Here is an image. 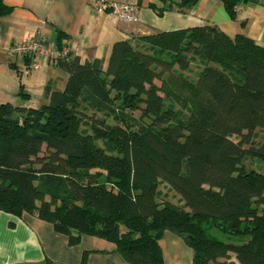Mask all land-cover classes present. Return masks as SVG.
I'll list each match as a JSON object with an SVG mask.
<instances>
[{
	"label": "trees",
	"instance_id": "trees-1",
	"mask_svg": "<svg viewBox=\"0 0 264 264\" xmlns=\"http://www.w3.org/2000/svg\"><path fill=\"white\" fill-rule=\"evenodd\" d=\"M156 1L161 16L199 0ZM240 1L221 0L230 18ZM10 11L0 0V21ZM56 65L65 87L40 107L0 105L1 212L70 246L109 242L127 264H164L165 232L191 237L192 264H264V171L246 165L264 163L263 47L205 25L117 41L105 69L70 53Z\"/></svg>",
	"mask_w": 264,
	"mask_h": 264
},
{
	"label": "crops",
	"instance_id": "crops-1",
	"mask_svg": "<svg viewBox=\"0 0 264 264\" xmlns=\"http://www.w3.org/2000/svg\"><path fill=\"white\" fill-rule=\"evenodd\" d=\"M111 1L134 6L138 22L114 21L109 13L91 9L87 0H2L11 11L0 21V105L36 109L43 103L46 86L53 91L64 89L67 75L55 63L37 57L20 61L8 57L13 46L37 40L41 34L53 49L65 47L81 63L101 60L104 69L117 41L205 25L217 27L232 39L241 34L264 48L262 5L241 0L234 7L235 17L230 18L221 0H199L186 12L169 10L161 16L156 10L162 5L156 0L140 4L137 0ZM32 62L37 69L30 68ZM21 91L27 98L19 96ZM79 240L70 246L67 236L36 216L19 218L0 211V264H127L115 245L83 235ZM159 247L164 264L193 262V250L171 232L163 234Z\"/></svg>",
	"mask_w": 264,
	"mask_h": 264
},
{
	"label": "built area",
	"instance_id": "built-area-1",
	"mask_svg": "<svg viewBox=\"0 0 264 264\" xmlns=\"http://www.w3.org/2000/svg\"><path fill=\"white\" fill-rule=\"evenodd\" d=\"M256 5L264 6V0H243ZM91 9L97 12L109 13L114 21L122 23L134 24L138 22V17L135 12V7L127 4L119 5L111 0H87ZM70 53L67 48H59L57 50L49 46L44 36L41 34L37 40L28 43H18L8 51V57L11 60H22L25 58H42L49 62L57 63L65 58ZM31 69H37V63L30 64Z\"/></svg>",
	"mask_w": 264,
	"mask_h": 264
},
{
	"label": "rangeland",
	"instance_id": "rangeland-1",
	"mask_svg": "<svg viewBox=\"0 0 264 264\" xmlns=\"http://www.w3.org/2000/svg\"><path fill=\"white\" fill-rule=\"evenodd\" d=\"M199 69H200L199 66L194 64V65H191L190 71L186 72V74L185 73L184 74L186 76L190 77L191 79H194L196 77V74H197ZM90 113L91 112H88L89 117L91 116ZM133 115L137 117L138 113L135 112V113H133ZM108 122L110 124L113 123L110 119L108 120ZM263 139H264V130L263 131H257L256 137L253 139V143L257 146L258 144H260L263 141ZM232 140L237 142L239 139L237 137L233 136ZM246 165L248 166V168L254 169L255 171H258V172L264 171V163L261 160L248 158L246 160ZM158 189L162 195H165L164 200H166V201H168L174 205H179V206L182 205V202L180 201L179 196L176 195L173 191H171L168 186L160 185ZM161 198H159V200ZM216 235L220 238V235H218V234H216ZM231 257L233 258V256H231Z\"/></svg>",
	"mask_w": 264,
	"mask_h": 264
},
{
	"label": "water",
	"instance_id": "water-1",
	"mask_svg": "<svg viewBox=\"0 0 264 264\" xmlns=\"http://www.w3.org/2000/svg\"><path fill=\"white\" fill-rule=\"evenodd\" d=\"M182 238H183V239H187V240L191 239L190 236H183Z\"/></svg>",
	"mask_w": 264,
	"mask_h": 264
},
{
	"label": "bare ground",
	"instance_id": "bare-ground-1",
	"mask_svg": "<svg viewBox=\"0 0 264 264\" xmlns=\"http://www.w3.org/2000/svg\"><path fill=\"white\" fill-rule=\"evenodd\" d=\"M80 241V240H79Z\"/></svg>",
	"mask_w": 264,
	"mask_h": 264
}]
</instances>
